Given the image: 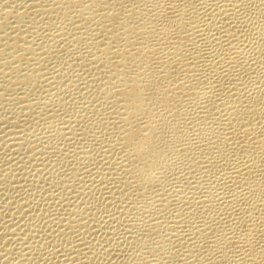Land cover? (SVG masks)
Instances as JSON below:
<instances>
[{"label":"rangeland","instance_id":"obj_1","mask_svg":"<svg viewBox=\"0 0 264 264\" xmlns=\"http://www.w3.org/2000/svg\"><path fill=\"white\" fill-rule=\"evenodd\" d=\"M64 1L65 0H0V24L3 25V32L8 33V36L3 34L5 37H8V39H3L0 45V261H2L0 264H139L141 262V264H148L147 262L150 264H155V261H158L156 264H160L161 262L159 258L162 261L161 264H170L172 262H174L172 264H200L201 262L204 264L205 262H209L210 264H227V262L228 264H236V262H239L238 264H245V261L242 259L245 257L244 252L247 248H245L246 245L243 243L244 241L242 242V237L246 233L247 229L245 224L241 222L244 215L242 212L244 209L247 210V207L249 209L251 206H253L254 199L248 200L247 197L243 198L241 196V200L238 195V187L232 183L234 187L233 188L231 186L232 184H229L231 183V181H229L230 178H223V174L227 171L226 168L229 167L227 164L232 161L231 159L236 157H231L230 159L226 160L225 163L228 162L226 164L218 163L220 167L217 166L218 164L212 166L211 162L208 163V161L204 160L206 158L209 160L210 158L209 154V157L207 154H205L206 152H211V150L206 149L208 147L206 145H209L210 140L207 142L208 139L206 140L203 138L204 142L199 141L201 142L199 144L197 141L198 144L194 143V146L198 148L194 154L197 153V157L199 156L198 158H196V155L194 157L197 160L196 165L190 163L191 158L177 159L179 156L169 152L171 164L173 163L172 167L174 168L164 171L165 174H163L165 176L160 174L162 169L158 170L157 173L160 176L159 178L161 187L158 185V182L156 183L157 185H151L152 187L149 186L147 189L142 190L138 184H134L135 187H133L134 185L131 183V186L127 181V179L129 180L127 177L128 175H126V171H128L129 167L126 163V159L128 158L125 157L124 159L123 157L127 155V151L124 150L122 146H119L121 145L119 141V136L121 133L120 131H122L121 128L123 127L121 124V119L119 118L122 111H120L119 105L116 103L113 96H106L107 94L105 95L106 89H109L110 87L113 88V85L116 83V77L113 76L112 78L110 76L112 68V66H110V59L107 60V56L104 55L102 51L97 49L99 43L109 38L108 31L110 32L112 28L107 27V25L104 24L103 20H100V18L103 12L110 9L109 5L110 7L113 6L109 11L115 9H118L117 11H123V9H127L126 11H128V9L132 8V10L129 12L132 13L139 7H149L148 9H151V6L147 5H152L150 2L156 1L157 3H160V8L163 9L164 12V10L166 11L165 7L169 6L167 4L172 2V0H124L122 1V4L119 2L118 4L115 3L114 5H111L110 0H102L104 2L102 5L106 2V6L108 2L109 4L107 7H103L104 5L102 6L100 3V7L97 9V12L93 18H89V13H83L81 18H79L78 16L80 15H78L79 13L77 11L82 8H75L76 5L73 6V2L71 3L73 0L70 1L71 5L68 4L69 1L66 0L67 3H64ZM175 1L176 0H173V2ZM177 1H179L178 3L181 2L180 0ZM195 1H198L199 3L200 0ZM80 2L82 1L75 0L74 3H79L77 6L81 7ZM198 3L197 5H199ZM213 3L214 2L212 1L209 3L210 5L208 3V6L205 5L207 6L205 8L206 13H210L211 11L208 10L207 12L206 9H214V5H212ZM252 3L253 2H250V4L244 6V9L236 8L234 14L236 16L239 15L238 18L240 16L245 18L244 20L248 18L252 19V14L256 6L254 3ZM138 4L142 6H139ZM143 4L145 6H143ZM106 8L108 9L106 10ZM237 10L238 12L236 14ZM21 13L24 15L27 13L28 15L26 14L22 22L19 23L15 16H18ZM132 15L136 17V13H132ZM200 18H202V15L199 16L197 21H199ZM250 19L249 23L251 22ZM114 20L113 28L117 29L119 27V20ZM249 23L248 25H246V23L241 25L238 31L242 32H240L239 35L241 34V36H245V34L248 33L247 29L249 30V28L247 26H250ZM26 25L29 26L27 27ZM243 28L246 30H243ZM11 31L14 32L12 33ZM210 32L213 33L214 36L215 34L216 36H219L220 34V32H216V30H211ZM3 35H0V37H4ZM155 40H157V38ZM247 40H249V37ZM240 44L241 46H246L245 48L250 50L251 41L246 42V39L242 38ZM26 51L28 52V55ZM103 58H105V61L107 60V63L104 62ZM211 59L212 58L210 57L205 59L209 66L210 63L208 61ZM262 67L256 68L261 69L259 71L257 70V74L262 72ZM253 69L256 72L255 66ZM253 69L251 71H249V69L246 72L252 73V71H254ZM132 71L134 72L135 69ZM249 74L243 72L242 76L246 77L247 75L249 76ZM261 75L263 74L261 73L260 76ZM248 76L246 79L249 80L250 83L251 77ZM185 102L186 101L182 102V104L184 103L183 105L181 104L182 107L185 105ZM187 104L188 103L186 102V105ZM261 104L263 105L264 102H260L259 105L261 106ZM186 105L185 107H187L189 111L188 116L183 117L185 119L181 118V122L183 123V126L181 125V131L182 129L183 131L185 130L184 127L186 125L187 130L191 129L188 127L191 125L193 126L192 123H194V119L196 120V116L199 114V112L197 114V111H199L198 109H192L189 104L187 106ZM194 110L196 111L195 114ZM191 114L195 116L193 117ZM188 118L189 120H187ZM190 119H192V121ZM198 119L200 118L198 117ZM198 119L196 121H198ZM117 121L118 123H116ZM119 123L121 125H119ZM117 132L119 135H117ZM191 133L193 134L194 131H191ZM167 136L169 137L171 135L167 133L165 137L166 141L169 143L171 138L169 137V139ZM191 139H193V137ZM116 145L118 146L114 147ZM197 145H199V147ZM202 149H206L207 151ZM122 150L125 151H123V153L126 155L122 153ZM201 150L203 151L202 154L205 156L199 155ZM120 154L121 156H119ZM172 156L174 159L171 158ZM201 159H203V161ZM122 160L125 161L127 170L126 167L119 168L121 166L117 165V162ZM212 160L213 162H217L216 159L212 158ZM201 161L203 163H201ZM204 162H206V164H204ZM176 163L177 165H174ZM187 163H190V165ZM197 167H199L200 170ZM207 167H209L208 170ZM220 168H222V170L225 172L223 173ZM209 170L211 171L210 173L212 175L209 173ZM122 171L125 173H122ZM115 174L118 175L114 176ZM121 174H123V176H121ZM207 174L210 176L208 177ZM161 175L164 176L163 179ZM199 175H201V181L199 180ZM202 176L206 177L204 178ZM203 178L205 179V182L207 181L208 183L203 182ZM215 178L218 183L215 181ZM222 178L226 181V184L223 180H221ZM207 179L210 181L214 180V182H216L215 184L217 185L213 184L214 182H210ZM198 181H200V183ZM123 182H128L129 184L127 183V185ZM219 182L221 186L223 185L220 189L221 192L218 189L220 188ZM197 184L201 188L204 187L205 189L198 188L199 186ZM164 185L165 188L163 187ZM195 186L198 188L197 190ZM216 186H218L216 190L219 192H215ZM208 187L211 188L209 189ZM226 187L227 189L232 188L233 191L237 190V192L235 191L236 193L234 192L233 195V192H230L232 189L228 191ZM109 189L111 191H109ZM225 189L229 194L224 192ZM204 190L206 192H204ZM211 192L215 195V197L218 195V197L223 196V198H225L233 195L232 197L234 200L231 198L228 199L233 200L234 203L226 202L228 203L226 204L225 201L222 200L220 206H214L212 211L203 208L204 212H202V204H199L198 208V204H196V202L201 203L200 198H203V196ZM181 195L182 197H180ZM166 196L172 197V202L169 204L170 207L167 209L165 208L163 210V207H159V202L156 204H151L152 200H157L160 198L165 199ZM188 198H190V200H188ZM197 199H200V202ZM192 200L194 201L192 202ZM247 200L248 202H246ZM222 203L224 207L221 206ZM174 204H176L175 207ZM243 204H245L247 207L245 206L246 208H243ZM225 205L228 207L226 208ZM230 205L234 209H232ZM249 205L251 206L249 207ZM237 207H240L241 210ZM196 208H198V210ZM222 208L224 210H222ZM236 208L237 213H240H235ZM218 209H221V211ZM227 209L229 212H227ZM145 211H148V213L146 214ZM194 211H197L196 214H194ZM213 211L216 212L214 213L215 215L210 213ZM188 212L192 214L190 215ZM256 212L257 210H254V213ZM207 214H209V216H206ZM218 214L222 215V217H219L220 215ZM240 214L242 216H240ZM212 218L215 219L212 220ZM154 219L161 225V230L159 227L158 230L157 227L155 228L151 226L152 221L155 224H158ZM215 220H218V226L214 222ZM149 221L150 223H148ZM220 222L222 223L220 224ZM210 224H212L213 227L216 224L214 230L213 227H210ZM197 225L200 229L210 228V232L212 234L209 233V237L207 236L208 238L206 237V239L205 237H201L198 234L193 235L191 233V235H189V232H191V226L195 227ZM141 226L143 228H141ZM241 226L242 228L240 229ZM129 227H132L135 232ZM152 228H155L156 232L158 230L159 234H157L158 232L156 233L155 231V234H152ZM217 228H219L220 232L217 230ZM146 229H151L150 232L152 235L149 231L146 232ZM173 229L175 231H172ZM243 229L245 233L242 231ZM240 230L243 232V234H241L242 232ZM147 233H149V236L152 238L149 237ZM238 234H241V236ZM145 235L151 239V242L147 239L148 237H145ZM169 235H175V237H169ZM184 235L187 238H185ZM160 236L164 237L162 238ZM131 237L135 239L133 240ZM165 237H167V243L165 245V247L167 246V249L164 251V255L159 258L157 257L158 259H156V257L155 259L153 258L156 256L154 253H148L147 250H143L141 248L140 242L146 239L148 240L147 243H149L148 247L149 245L150 248L153 246L157 247L158 245L156 248L158 249L160 248V245H162L160 244L161 240H164ZM168 237L171 239H168ZM193 237H195V239ZM226 237L229 238L226 240ZM231 237L233 240H229L232 239ZM160 238L162 239L159 242L158 240ZM256 238L252 244L255 241H260L258 244H256L259 247L256 248H262L264 246V241L260 239L261 237H259V235ZM235 239L238 242L234 241ZM196 240H200V244L196 247L194 246L198 252L193 246H191V242L194 241L193 243H195ZM222 240L225 242L224 244H222ZM133 241L137 243L134 245ZM187 241H190V246ZM31 243L33 244L31 245ZM226 243L228 244L225 245ZM255 243L253 245H255ZM120 244L122 246H119ZM212 245L215 247H212ZM232 245L235 246V248L232 247ZM203 246L204 248H202ZM228 246L230 248H228ZM240 246L242 248H240ZM231 247L233 248V252ZM188 250L191 251V254ZM212 250L215 252H212ZM238 250L241 251V253ZM166 251L168 254H165ZM144 252H147L148 254H145ZM200 252L203 253L201 254ZM210 252H212V254ZM194 254H196L195 256H197L199 259L194 257ZM233 254H235V256ZM169 255L171 257L173 256V258H170ZM240 256H243V258ZM143 257L145 258V261H143ZM207 258L212 260V262H210V260ZM146 259L148 260L147 262ZM196 259L197 261H195ZM231 259H234L235 261L233 262ZM236 259L238 261H236ZM214 260L216 261L213 263ZM151 261L153 263H151ZM246 264H249V262H246Z\"/></svg>","mask_w":264,"mask_h":264},{"label":"bare ground","instance_id":"obj_2","mask_svg":"<svg viewBox=\"0 0 264 264\" xmlns=\"http://www.w3.org/2000/svg\"><path fill=\"white\" fill-rule=\"evenodd\" d=\"M67 1H69L68 4H70V5L73 2V6L76 5L75 8H82L79 11H77L79 14L76 12L78 15H80V16H78L79 18H81L83 13H89L90 14L89 18H93L97 12V9L100 7V3L102 5V3H104L103 1H106V0H103V1L102 0H81L82 1V2H80L81 7L77 6L79 3L78 4L74 3L75 0H73V1L67 0ZM70 1H71V3H70ZM107 1H109V0H107ZM110 1H111V5L112 4L114 5L115 3L118 4L119 2H121V4H122V1H124V0H110ZM112 1H113V3H112ZM126 1H128V0H126ZM150 1H152V0H150ZM157 1H159V0H157ZM176 1L173 2V0H172V2L168 3L167 5H169V6H166L167 8L164 6L166 9V11L164 10L165 13L163 12V9L160 8L159 2H158L159 3L158 4L156 1H152V2H150V4H152V5H147L146 3H144L147 6H151V9H148L149 7L141 8L139 6H142V5L138 4L139 8L136 7L138 9L134 10L132 12V13H136V17L133 16L132 13H129L132 10V8L128 9V11H126L127 9L126 10L123 9V11H121L120 9H119L120 11H117L118 9H115L116 11L115 10L109 11L113 7V6L110 7V5H109L110 9L106 8V10L108 9V11L103 12L101 14L102 15L101 18L99 17L100 20H103V23L106 24L107 27L112 28V30L110 32L108 31L109 38L107 40L99 43L97 49H99V51H102L103 54L107 56V60L110 59V66H112L111 72L109 71L111 74L110 76L112 78H113V76L116 77V83L114 85L111 84V85H113V88L110 87L109 89H106L105 95L107 94L106 96H108V95L113 96V98H115L116 103H118V105H119L120 111L123 112V113L122 112L120 113V118H119V119H121V124L123 127L121 128L122 131H120L121 133L119 136L120 137L119 141H120L121 145H119V144L118 145L122 146L124 148V150L127 151V155H126L123 153L124 150H122V153L124 155H126V156L122 155L124 157V159H125V157L128 158V159H126L127 160L126 163L129 166L128 171H126V173H127L126 175H128L127 177L129 178V180L127 179V181L130 183L131 186H132V184L133 185L138 184L142 188V190H145V189H147V187H149L151 185H155L158 182H159L158 185H160V178H159L160 176L157 173L158 170L162 169L161 170L162 172L160 174L164 175L165 174L164 171H168L170 168H174V167H172L173 163L171 164L169 152L179 156L178 158L176 156L177 159H179V158L180 159L181 158H186V159L189 158L190 159L191 158V161L188 159L190 161V163L196 165L197 160L194 157L197 153L194 154V152H196L198 148H196L194 146V143L198 144L199 141L202 142L203 138L206 140L208 139L207 142L210 140L209 145L205 144L208 147L207 148L204 147V148L211 150V152H209V153L206 152L205 154H207V156L209 154L211 160L213 158V159H216L217 162H213V160L211 161L210 158H209V160L207 158L204 160L208 161V163L211 162L212 166H213V165H217L218 163L224 164L225 161L230 159L231 157H236L234 159H231L232 161L229 162V164H227L229 167L225 165L226 167H228V168H226L227 169L226 172L223 171L222 168H220L223 173L225 172L223 174V178L224 179H226L227 177L230 178L229 181H231V183H229V184L233 183L238 187V190H239L238 195L240 198L242 196L243 198L247 197L248 200L254 199L253 200L254 201L253 206L249 205V207L251 206V208L248 209V207L245 204H243L244 207L242 206L243 208L247 207V210L244 209V211L242 212L244 215H243L242 220H241V222H243L245 224V227L247 229L246 233L244 231V229H245L244 227H243L244 229L242 230L245 233L244 236L242 237L243 238L242 242L244 241L243 243L246 245V247L244 245H242V246L247 248L244 252L245 257L242 260L245 261V264H246V262L247 263L249 262V264H264V246L262 248L260 247L261 249L260 248L257 249L259 246L256 244H258V242H260V241H258V242L255 241L256 243L254 242L256 246L253 245L254 243L252 244V242L254 241V239L258 235H259V237H261L260 239H262V241H264V104L263 105L261 104V106L259 105L260 102L261 103L264 102V0H210V1L200 0L199 3H198V1L196 2L195 0H180L181 1L180 3H178L179 1H177V3H176ZM212 1L214 2L212 4V5H214L213 6L214 9L208 8V9H206L207 12H208V10H211V11H210V13H206L205 8L208 6L207 3L209 4ZM135 2H137V1H135ZM250 2H253L256 5L255 9L253 11V14H252L253 15L252 19L246 17L248 19L244 20L245 18H242L241 16H240L241 18L240 17L238 18L239 15L236 16L234 14L235 9L236 8L237 9L243 8L247 4H250ZM64 3H67L66 0L64 1ZM106 3L103 4L104 6L103 5L102 6L105 7ZM197 3L199 5H197ZM108 4H109V2H108ZM108 4H107V6H108ZM144 4H143V6H145ZM205 5H207V6H205ZM103 7H102V10H103ZM210 7H212V6H210ZM40 8H42V7H40ZM237 12H238V10L236 11V14H237ZM21 14H19L18 16H15V18H17L19 23L22 22L23 18L25 17V15L27 13L25 15L23 13H21ZM200 15H202V18H200L199 21H197ZM245 16H246V14H245ZM38 18H40V17H38ZM114 19L119 20V27L117 29L113 28L114 21H115ZM249 19L251 21L250 23H249ZM200 20L201 21L204 20V21L201 22ZM37 22H39V21H37ZM243 23H246V25H248V23L250 24V26H247L249 28V30L247 29L248 33H246L245 36H241V34L239 35V33L242 31H238ZM2 28H3V25L0 24V31L2 33V34L0 33V35L4 34L5 36H8V33L3 32ZM45 29H47V28H45ZM244 29L245 28H243V30ZM211 30H216V32H220L219 36H216V34H215V36H216L215 37L213 35V33L210 32ZM212 32H214V31H212ZM17 33H18V31H17ZM5 36L0 37V45H1V41L3 39H8V37H5ZM12 37H14V36H12ZM248 37H249V40H247ZM156 38H157V40H155ZM242 38H245L246 42L251 41L250 50L245 48L246 46H244V45L241 46L240 43H241ZM24 50H25V48H24ZM27 55H28V52H27ZM7 56H8V54H7ZM208 57L212 58L210 61H208L210 63V66L205 61V59ZM103 59H104V62L107 63L106 62L107 60L105 61V58H103ZM94 64H95V62H94ZM254 66H255V69L258 67L261 68L263 66L262 72L260 71L263 75L260 76L261 73L257 74V72L261 69H256V72H255V70L253 69ZM209 68H211V69H209ZM133 69H135L134 72L132 71ZM252 69L254 70V71H252V73L246 72L247 70L251 71ZM243 72L246 74L250 73L249 74V76L251 77L250 83H249V80L246 79V77L248 75L246 77H244L245 74H244V76H242ZM107 73H108V71H107ZM18 74H19V72H18ZM107 77H108V75H107ZM112 80H114V79H112ZM184 101H186L192 109H196V110L198 109L199 110V111H197V114L199 112V114H198L199 116L198 115L197 116L200 119H198V117L196 116V120L198 119V121H196L193 118L195 115L191 114V115H193L192 118L194 119V123H192L193 126L191 125L193 127V130H192L191 126L188 127L191 129L187 130V125H186L184 127L185 130L183 131V129H182V131H181V128H182L181 125L183 124L181 122V120H182L181 118H183L184 116L185 117L188 116V111H189L187 109V107H185L186 102H185V105L182 107V105L184 104V103L182 104V102H184ZM91 111H92V109H91ZM190 111H192V110H190ZM195 112L196 111L194 110V114H195ZM189 118L187 120H189ZM183 119H185V118H183ZM190 120L192 121V119H190ZM101 122H102V120H101ZM183 122H184V120H183ZM116 123H118V121ZM121 124L119 123V125H121ZM189 124H191V123H189ZM189 124H188V126H189ZM121 129H117V130H121ZM191 131L192 132L194 131V133L192 134ZM167 133H169L171 135V136H169L171 139L167 136V138L170 139V140L168 139L169 143L166 141V138H165ZM117 135H119V133ZM191 135H193V136H191ZM192 137H193V139H191ZM201 142H199V144ZM202 144H204V143H202ZM118 145H116L114 147H117ZM109 146H110V144H109ZM197 146L199 147V145H197ZM115 149H117V148H115ZM118 149H120V148H118ZM206 149L205 150L202 149V150L207 151ZM202 150H201V153L199 152L200 153L199 155L205 156L204 154H202V152H203ZM121 154L119 156H121ZM173 156L171 158H173ZM198 157L196 155V158H198ZM120 158L123 159L122 157H120ZM201 160L203 161V159H201ZM216 160H214V161H216ZM202 161H201V163H203ZM190 163L189 164L187 163V164L190 165ZM226 163H228V162H226ZM204 164H206V162H204ZM117 165L121 166L119 168H125L126 167V170H127V165L125 164L124 160L117 162ZM174 165H177V163ZM204 166H206V165H204ZM217 166L220 167L219 164ZM192 167H193V165H192ZM223 167H224V165H223ZM197 168H199V167H197ZM208 168L209 167H207V170H208ZM210 168H212V167H210ZM120 170H122V169H120ZM199 170H200V168H199ZM124 171H122V173ZM212 171H215V170H212ZM221 171H220V173H221ZM207 172H205V173H207ZM210 172L211 171L209 170V173ZM205 173H203V174H205ZM208 174H207V176H208ZM116 175H118V174H115L114 176H116ZM162 175H161V177L163 179V177L165 175L164 176H162ZM221 175H222V173H221ZM121 176H123V174H121ZM124 176H125V174H124ZM199 176L198 177L200 180L201 175H199ZM127 177H124V178H127ZM194 177H196V176H194ZM202 177L205 178L206 176H202ZM216 178H215V181H216ZM223 178L221 180H223L224 183L226 184V181ZM120 179H122V178H120ZM123 180H125V179H123ZM200 181H198V182L200 183ZM208 181H210V180H208ZM128 182H125V183L127 184ZM180 182H182V181H180ZM203 182H205V179L203 180ZM210 182H214V180L210 181ZM216 182L218 183V181H216ZM216 182H214L213 184H215ZM194 183H196V182H194ZM201 184H203V183H201ZM219 184H220V182H219ZM233 184L231 185L232 187H233ZM203 185H201V186H203ZM215 185H217V184H215ZM222 186H221V184L219 185L220 188H218V189L220 192H221L220 189L222 188ZM226 186H228V185H226ZM133 187H135V185ZM160 187H161V185H160ZM163 187L165 188V185ZM217 187L218 186L215 187V190ZM237 187H236V189H237ZM195 188H196V186H195ZM195 188H193V189H195ZM198 188L203 189L204 187L201 188L199 186ZM198 188H196V190ZM223 188H225V187H223ZM136 189H137V187H136ZM136 189H135V191H136ZM226 189H227V187H226ZM226 189L224 192H227ZM230 189H232V188H230ZM230 189L228 188L227 190L230 191ZM138 190H139V188H138ZM109 191H111V190L109 189ZM219 191L216 190L215 192H219ZM235 191L237 192V190L233 191V189H232V191H230V192H233V195H234ZM204 192H206V191L204 190ZM207 192H208V189H207ZM212 192L209 194L204 193L206 195L205 196L202 195L203 198L202 197L200 198L201 203H197L195 201L196 204H198V208H199V204L200 205L202 204V207H201L202 210H203V208H205L209 211H212V208L214 206L215 207L220 206V203L222 202V200H224L225 203L226 202L232 203L234 200L232 197L233 196L232 193H231L232 196L227 195L228 197L223 198V196L218 197V195H217V197H215V195ZM227 193H225V194H227ZM179 194H181V193H179ZM184 194H186V193H184ZM189 194H190V192H189ZM180 197H182V195ZM236 197H238V196H236ZM249 197H250V199H249ZM171 198H172L171 196L170 197L166 196L165 199H161V198L157 199V200L155 199V200H152L151 204H156L157 202H159V207H163V210H164L165 208L167 209L168 207H170L169 204L172 202ZM228 198H231L233 200H230ZM247 198H245V199H247ZM188 200H190V198H188ZM241 200H242V198H241ZM248 200L246 202H248ZM193 201L194 200H192V202ZM224 201H223V203H224ZM243 201H244V199H243ZM189 202H191V201H189ZM235 202H237V201H235ZM174 203H175V201H174ZM187 203H188V201H187ZM223 203L221 204V206H223ZM228 203H226V204H228ZM239 203H241V202H239ZM196 204H195V206H196ZM172 205H173V203H172ZM175 205L176 204H174V207H175ZM185 205H187V204H185ZM192 205H194V204H192ZM237 205H238V203H237ZM235 206H233V207H235ZM225 207L227 208L228 206L225 205ZM230 207H231V205H230ZM198 208H196V209L198 210ZM201 208H200V210H201ZM226 208H225V211H226ZM237 208L241 210L240 207H237ZM237 208L235 210L236 211L235 213H237ZM232 209H234V208H232ZM218 210L221 211V209H218ZM222 210H224V209L222 208ZM254 210L255 211L257 210V212L254 213ZM125 211H126V209H125ZM161 211H162V209H161ZM215 211L210 212V213L214 214V213H216ZM189 212H188V214H190ZM194 212H195L194 214H196L197 211H194ZM202 212H204V210ZM205 212H207V211H205ZM227 212H229V210ZM145 213L147 214L148 211H145ZM198 213H200V212H198ZM232 213H230V214H232ZM238 213H240V212H238ZM209 214H207L206 216H209ZM221 214H222V212H221ZM218 215H220V214H218ZM233 215H236V214H233ZM237 216H235V217H237ZM240 216H242V215L240 214ZM214 217H216V216H214ZM219 217H222V215H220ZM207 218H209V217H207ZM73 219H74V217H73ZM213 219H215V218H212V220ZM207 220H209V219H207ZM219 220H220V218H219ZM234 220H235V218H234ZM205 222H207V221H205ZM214 222L217 224L218 220H215ZM140 223H138V224H140ZM148 223H150V221ZM157 223L158 224H155L152 221L151 226H153L155 228L157 227V229L159 230L161 225L159 224V222H157ZM211 223H213V222H211ZM221 223L222 222H220V224ZM235 223H236V221H235ZM173 224H174V222H173ZM218 224H219V222H218ZM218 224H217V226H218ZM198 225L195 227L191 226V228H190L191 232H189L190 233L189 235H191V233L193 235L198 234L201 237H205V239H206V237L209 235V233H211L210 228L200 229L198 227ZM210 225H209L210 227H213L212 224H210ZM215 225L213 227V230L215 228ZM162 227H164V226H162ZM204 227H208V226H204ZM220 227H221V225H220ZM141 228H143V227L141 226ZM155 228L154 229L152 228L153 230H151V229L147 230L146 229L145 231L150 232V230H151L153 232L152 234H155L154 233ZM175 228H176V226H175ZM219 228H217V230L220 232ZM241 228H242V226L240 227V229ZM167 229H168V227H167ZM132 230H133V228H132ZM158 230H157L158 233L155 231L157 234H159ZM160 230H161V228H160ZM186 230H188V229H186ZM18 231H20V230H18ZM136 231H139V230H136ZM145 231H143V232H145ZM172 231H175V230L173 229ZM176 231H177V229H176ZM232 231H234V230H232ZM71 232H72V230H71ZM186 232H188V231H186ZM243 232L241 234H243ZM170 233H172V232H170ZM180 233H182V232H180ZM147 234L149 236L151 234V232H150V234L149 233H147ZM241 234L240 235L238 234V235L241 236ZM178 235H180V234H178ZM148 236L145 235V237H148ZM171 236L172 235H169V237H171ZM187 236H188V234H187ZM149 237H151V236H149ZM149 237L147 239L151 242V239ZM160 237H162V236H160ZM169 237H168V239H171ZM172 237H175V235ZM162 238H160L158 241L160 242V240ZM166 238L167 237H165V239ZM185 238H187V237L185 236ZM193 238L195 239V237H193ZM193 238H192V240H193ZM227 238H229V237H226V240H227ZM234 238H236V237H234ZM132 239L134 240L135 238H132ZM154 239H157V238H154ZM165 239L161 240L160 244H162V245H160V248H158V249H156L158 247V245H157V247L153 246L150 248V245L148 247L149 243H147L148 240H146V239H144L142 242H140V245H141V248L143 250L144 249L147 250L148 253L149 252L154 253L156 255L153 257L154 259H155V257H156V259H158L162 255H164V251L167 249V246L165 247V245L167 243V239L166 240ZM173 239H175V238H173ZM220 239H222V238H220ZM182 240H184V239H182ZM229 240H233V238L229 239ZM199 241L196 240L195 243H193L194 241L191 242V246H193V247L198 246L200 244ZM215 241H216V239H215ZM234 241H237V240L235 239ZM152 242H154V241H152ZM227 242H229V241H227ZM135 243H137V242H134L133 244L135 245ZM188 243L190 246V241ZM224 243L225 242L223 241L222 244H224ZM32 244L33 243H31V245ZM121 244L119 246H122ZM208 244H210V243H208ZM211 244H212V242H211ZM227 244L228 243H226L225 245H227ZM171 246H172V244H171ZM222 246H224V245H222ZM98 247H99V245H98ZM212 247H215V246L212 245ZM232 247L235 248V246H233V245H232ZM202 248H204V246ZM202 248H200V249H202ZM220 248H222V247H220ZM228 248H230V247L228 246ZM240 248H242V247L240 246ZM94 250H96V249H94ZM143 250H141V251H143ZM195 250L197 251L196 248H195ZM227 250H230V249H227ZM188 251L191 254V251L190 250H188ZM199 251H201V250H199ZM209 251H210V249H209ZM213 251L214 250H212V252ZM243 251H242V254H243ZM212 252H210V253L212 254ZM230 252H228V253H230ZM232 252H233V248H232ZM239 252L241 253V251H239ZM142 254H141V256H142ZM145 254H143V255H145ZM165 254H168L167 251ZM195 255L196 254H194L193 256L197 258V256H195ZM233 255L235 256V254H233ZM233 255H232V257H233ZM238 255H240V254H238ZM148 258H151V257H148ZM170 258H173V256L172 257L170 256ZM241 258H243V256ZM144 259L145 258L143 257V261H145ZM197 259H199V258H197ZM197 259L195 261H197ZM207 259H209V258H207ZM159 260L162 263L160 258H159ZM216 260H214L213 263ZM231 260L233 262L235 261L234 259H231ZM147 261L148 260L146 259V262ZM177 261H175V262H177ZM236 261H238V260L236 259ZM0 262H2V261H0ZM157 262L158 261H155L154 263L156 264ZM210 262H212V260H210ZM84 263H87V262H84ZM141 263H139V264H141ZM147 263L150 264L149 262H147ZM151 263H153V262L151 261ZM172 263H174V262H172ZM172 263H170V264H172ZM198 263H199V261H198ZM201 263H203V262H201ZM206 263L210 264L209 262H205V264ZM238 263L239 262H236V264H238ZM242 263H244V262H242ZM79 264H81V263H79ZM194 264H197V263H194ZM227 264H228V262H227Z\"/></svg>","mask_w":264,"mask_h":264}]
</instances>
